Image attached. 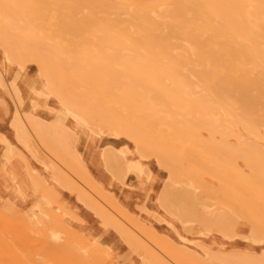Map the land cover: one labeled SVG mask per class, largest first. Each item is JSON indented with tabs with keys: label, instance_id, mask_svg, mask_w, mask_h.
Wrapping results in <instances>:
<instances>
[{
	"label": "rangeland",
	"instance_id": "374dc122",
	"mask_svg": "<svg viewBox=\"0 0 264 264\" xmlns=\"http://www.w3.org/2000/svg\"><path fill=\"white\" fill-rule=\"evenodd\" d=\"M91 55L78 59L57 18L31 13L30 0H0L1 112L15 134L0 141V263L264 264V148L241 156L231 143H203L213 136L200 127L195 143L176 140L173 121L200 126V116L120 73L121 58L109 69L92 61L113 83L80 80ZM113 124L132 127L118 137ZM110 181L144 182L154 205L124 206Z\"/></svg>",
	"mask_w": 264,
	"mask_h": 264
},
{
	"label": "bare ground",
	"instance_id": "6f19581e",
	"mask_svg": "<svg viewBox=\"0 0 264 264\" xmlns=\"http://www.w3.org/2000/svg\"><path fill=\"white\" fill-rule=\"evenodd\" d=\"M30 11L57 18L62 40L71 39L78 59L85 61L94 53L91 71H79L80 80L113 83L116 77L96 66L108 67L110 60L121 58L120 73L148 86L153 95L170 99L177 110L199 115L200 126L173 121L176 140L188 137L195 143L200 127L215 136L206 137L203 143H231L232 148L242 149L237 151L241 156L260 154L252 149L264 148V0H30ZM4 60L9 59L5 56ZM4 74L10 79L15 73L8 68ZM164 81L168 87L163 86ZM19 85L27 89L29 82L19 81ZM6 100L0 81L3 144L15 137L3 127L7 120L1 107ZM216 116L219 118L214 119ZM118 125L111 126L118 137L132 127ZM126 137L131 144L139 143L135 137ZM87 157L97 170L102 167L103 158L93 147ZM132 163L141 166L138 161ZM4 178L0 171V181ZM108 186L132 210L154 205L144 182L134 188L112 181ZM159 228L166 237H179L175 226L162 224Z\"/></svg>",
	"mask_w": 264,
	"mask_h": 264
}]
</instances>
